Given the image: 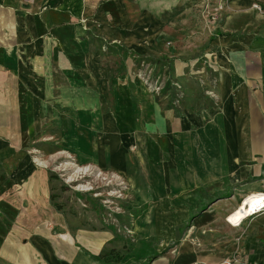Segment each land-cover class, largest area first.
Segmentation results:
<instances>
[{
  "label": "rangeland",
  "instance_id": "obj_1",
  "mask_svg": "<svg viewBox=\"0 0 264 264\" xmlns=\"http://www.w3.org/2000/svg\"><path fill=\"white\" fill-rule=\"evenodd\" d=\"M228 2L200 0V6L191 2L174 7L162 16L166 26H171L169 34L157 38L144 54L123 50L120 44H112L113 49L108 50L106 44L102 63L107 71L96 67L98 71L92 74L96 65L71 66L70 71L57 67L51 82L53 92L46 99L33 97L31 83L11 85L13 92H27V98L15 97L11 103L6 99V105L19 106L20 100L25 106L26 102L28 113L39 106L37 115L27 116L28 121L40 118L39 132L28 133L22 156L26 154L24 158H34L36 163V159L43 160L44 164H37L52 178L51 200L67 220L68 233L74 235L82 229L106 233L102 253H111L106 264H195L190 255L211 247L209 240L202 245L194 233H188L194 230L195 215L213 199L210 184L218 181L210 178L213 169L204 167L205 160L202 164L193 161L227 158L221 145L220 115L211 126L206 125L207 118L201 123L200 117L204 109L216 108L221 101L217 82L212 81L219 73L211 67L215 49L210 34L215 17L221 15L222 20L229 10ZM253 12L236 19L258 23L255 18L264 13ZM262 97L252 92L249 99L253 124L249 133L254 140L260 138V144L250 155L236 156L240 163L245 158L251 166L264 160ZM83 101L87 102L85 111L91 113L87 116L80 109ZM121 109L135 128L121 127V131L110 127L107 133H121L124 141L133 139L124 143L127 159L122 158L125 149L119 146L114 155L121 158L113 155L106 163L82 154L83 145L91 148L99 142V120L117 122ZM178 120L182 128L174 131L171 124ZM202 124L203 131L198 128ZM111 142L108 139L106 146ZM117 159L121 165L115 164ZM84 166L89 168L82 171ZM169 168L168 178L164 171ZM261 170L264 172V163ZM205 201L207 204H201Z\"/></svg>",
  "mask_w": 264,
  "mask_h": 264
},
{
  "label": "crops",
  "instance_id": "obj_2",
  "mask_svg": "<svg viewBox=\"0 0 264 264\" xmlns=\"http://www.w3.org/2000/svg\"><path fill=\"white\" fill-rule=\"evenodd\" d=\"M191 2L200 6V0H0V264H104L98 255L108 238L100 230L68 233L67 220L51 200L52 178L34 158L21 154L28 133L39 132L40 118H27L37 115L39 106L28 113L26 102L25 106L20 100L19 106L6 105V99L11 103L15 97L27 98V92H13L11 85L31 83L33 97L46 99L53 92L51 82L57 67L70 71L71 66L96 65L92 74L98 71L96 67L107 71L102 63L107 43L144 54L157 38L170 32L171 26H166L162 16ZM258 2L264 5V0H229L225 25L221 15L218 19L214 16L210 40L215 60L211 67L219 75L212 81L217 82L221 101L216 108L204 109L200 121L207 118L205 123L211 126L221 118V145L227 158L193 161L202 164L205 160L204 167L213 169L210 178L218 180L208 188L213 199L201 203L207 205L193 219L194 232L188 233H194L202 245L210 241V249L203 247L201 254L197 249L190 255L195 264H224L228 258H232L230 264H264V210L226 219L246 196L264 192V160L251 166L245 158L241 163L236 158L250 155L260 144V138L254 140L249 133L253 126L249 99L252 92L264 97V16L255 18L258 23L236 19L253 12L252 5ZM81 104L84 114H91L85 111L87 102ZM47 112L52 113L50 107ZM120 114L117 122L113 118L99 120L100 140L95 147L83 145L82 154L106 163L119 146L125 149L122 158L127 159L124 143L133 139L124 141L121 133H107L110 127L135 128L124 109ZM204 124L198 127L202 131ZM171 125L174 131L182 128L180 121ZM108 139L112 142L106 146ZM71 145L74 148L75 144ZM114 158L121 157L115 154ZM115 164L122 162L117 159ZM164 174L169 178L171 169ZM198 174L203 176L201 169Z\"/></svg>",
  "mask_w": 264,
  "mask_h": 264
},
{
  "label": "bare ground",
  "instance_id": "obj_3",
  "mask_svg": "<svg viewBox=\"0 0 264 264\" xmlns=\"http://www.w3.org/2000/svg\"><path fill=\"white\" fill-rule=\"evenodd\" d=\"M36 160L38 164L40 165L44 164L43 160L42 161L39 159H36ZM88 168L89 167L84 166L82 167V171H85ZM78 169L80 168L78 167ZM261 198L262 199L264 198V192L252 193L246 196V198L242 200V202L239 204V207L234 212L231 213L228 219L234 220V219H238L242 215H247V213L252 209L253 205L260 203Z\"/></svg>",
  "mask_w": 264,
  "mask_h": 264
},
{
  "label": "built area",
  "instance_id": "obj_4",
  "mask_svg": "<svg viewBox=\"0 0 264 264\" xmlns=\"http://www.w3.org/2000/svg\"><path fill=\"white\" fill-rule=\"evenodd\" d=\"M252 7H253V9L257 10L258 12L264 13V6H262V5L258 4V3H254ZM215 9H219V8L217 7V8H215ZM259 194H260V193H259ZM263 210H264V198H263V199L261 198L260 203H259V204H256V205H253V206H252V209L247 213L246 217H247V216H250V215H252V214H254V213H257V212H259V211H263ZM230 215H231V214H229V215L227 216V220H229L228 217H229ZM224 263H225V264H230V261L225 260Z\"/></svg>",
  "mask_w": 264,
  "mask_h": 264
},
{
  "label": "trees",
  "instance_id": "obj_5",
  "mask_svg": "<svg viewBox=\"0 0 264 264\" xmlns=\"http://www.w3.org/2000/svg\"><path fill=\"white\" fill-rule=\"evenodd\" d=\"M113 46H115V44ZM113 46H112V44L107 43L108 50L109 49L112 50ZM120 47H122L123 50L125 49V47L122 45H120ZM125 50H127V49H125ZM110 254L111 253H101L100 255H98V259L103 261V262H106L107 260H109Z\"/></svg>",
  "mask_w": 264,
  "mask_h": 264
}]
</instances>
